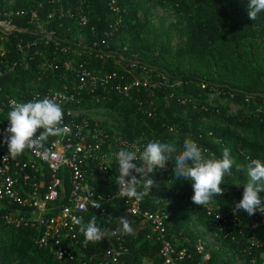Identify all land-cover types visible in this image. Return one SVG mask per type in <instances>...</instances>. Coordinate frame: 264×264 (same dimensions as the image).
Listing matches in <instances>:
<instances>
[{"label": "trees", "instance_id": "trees-1", "mask_svg": "<svg viewBox=\"0 0 264 264\" xmlns=\"http://www.w3.org/2000/svg\"><path fill=\"white\" fill-rule=\"evenodd\" d=\"M107 3L108 0L18 1L10 10L35 11L44 31L52 36L46 39L37 35L26 18L13 21L14 26L25 32L7 36L0 33V108L6 98H27L34 91L57 90L68 85L74 73L64 69L67 62L91 73H116L122 76L121 84L149 75L152 81L160 82L158 88L140 90L129 99L108 87L97 88L91 93H81L79 103L71 107L118 114L123 141L138 140L140 148L155 140H176L182 144L185 137L215 158H222L227 148L235 163L234 175L226 176L221 185L223 196L215 197L203 208L193 204L191 183L175 181L174 165L169 162L168 171L150 174L158 187L139 201L140 207L151 213L170 214L167 237L176 250L191 253L193 262L198 259L192 249L198 239L209 254L208 264H234V259L244 264L256 261L260 254L264 255V247L248 248L252 232L246 227L259 222L264 215L257 211L249 216L243 210L234 215L233 209L243 198L248 163L251 159L264 161V12L255 21L249 19V0H157L159 6L170 7L184 22L186 39L184 47L174 52L166 46L153 51L143 37L146 22L137 16L139 3L115 0L118 10L115 13L108 9ZM76 9L86 19L84 26L69 17ZM6 10L0 2V12ZM48 13H53L50 19ZM77 35L83 37V43L75 41ZM19 41L32 46L20 53L16 49ZM160 77L166 85L161 84ZM200 85L205 87L200 89ZM213 91L237 105L234 115L227 114L226 104L210 103L208 96ZM188 99L194 104L180 103ZM3 113L7 110L3 109ZM208 122L223 123L226 127L216 128ZM237 164L241 166L239 172L235 171ZM114 169L104 179L93 181L94 191L105 195L115 189L118 168ZM259 195L264 201V192ZM205 207L211 208L209 216ZM226 213L236 218L238 228L229 225L221 228L222 222L214 215ZM94 215L97 226L107 232L115 231V236L109 234L100 243L85 246L84 236L75 225L79 260L94 264L107 248L121 245L126 252L121 254L118 264H162L158 242L146 238L147 226H142L139 219L129 218L120 199L113 200L103 213L88 210L82 216L84 223ZM121 216L131 221L135 232L116 233ZM213 232L215 242H219L217 247L204 241ZM36 234L29 228L1 226L0 264H80L77 259L58 261L45 249L38 248L34 244ZM255 234L264 235V227Z\"/></svg>", "mask_w": 264, "mask_h": 264}, {"label": "built area", "instance_id": "built-area-1", "mask_svg": "<svg viewBox=\"0 0 264 264\" xmlns=\"http://www.w3.org/2000/svg\"><path fill=\"white\" fill-rule=\"evenodd\" d=\"M108 9L117 12L115 0H108ZM53 13L47 14L50 19ZM74 18L78 25L84 26L86 19L84 15L75 10L69 14ZM15 18H26L27 24L34 27V30L47 35L46 39L52 36L51 32L44 31L40 19L35 11L25 12L23 10H6L0 12V26L12 27ZM29 43L19 41L16 45L20 53L28 49ZM121 59V57H120ZM12 67H9L10 71ZM65 70L74 73L68 85H63L61 89H48L44 92L34 91L29 97L15 99L6 98L0 108V227L29 228L37 232L34 244L38 248L45 249L49 255L58 261L73 262L79 260V252L76 246L74 235V218L82 217L88 210L105 212L107 206L115 200L120 199L125 214L131 218L139 219L141 225H146L148 229L147 239L154 238L159 244V257L162 264H208L209 254L205 250L204 243L198 239L194 243L193 253L198 256L197 261L193 262L192 254L185 249L176 250L170 238L167 237L166 223L170 214L168 212L151 213L140 207V202L128 201L118 193V186L108 194H100L94 191L93 181L104 179L114 168H118L116 154L121 149L142 151L138 145V140L125 142L122 139L117 141V147L112 149V138L107 129L102 127L96 119L98 110L86 108H73L71 105L79 103L80 94L83 92L91 93L97 88H109L123 98H130L133 93L140 90L158 88L160 82L152 81L149 75L139 79H133L125 84H121L122 76L116 73H91L80 65L72 67L70 62L64 64ZM2 70H0V77ZM161 84L166 85L163 77H160ZM176 83L175 86H178ZM205 85H200L203 89ZM60 93L58 102L62 104L63 121L62 127L67 126L69 132L60 137L49 138L46 145L51 150V158H45L42 153L26 151L16 159H10L6 163L3 157L8 155L7 145L3 143L4 130L10 126L8 113L11 111L9 101L12 99L17 102H28L33 98L51 97L55 93ZM214 92V91H213ZM171 96V95H170ZM231 97V96H230ZM188 102L194 104L193 100H182L181 104ZM3 109L7 113H3ZM150 112L147 113L149 117ZM210 135V133L208 134ZM38 137L39 134H36ZM135 145V149L132 146ZM140 166L139 161H134ZM162 172L165 169H156ZM133 175H137L133 173ZM137 178L140 177L137 175ZM170 183V182H169ZM244 190V189H243ZM93 201L101 203L100 208L93 206ZM206 214H211V208L205 207ZM219 217V219H218ZM215 219L225 225L239 227L235 217L229 213L214 215ZM264 227V218L259 222H254L246 228L252 232L249 238V249L264 247V235L255 234L256 230ZM227 230H229L227 228ZM110 236H115V231H109ZM213 238L210 242L215 247L219 242H215L216 234H208ZM116 238V237H115ZM118 241V238H116ZM126 249L121 245L107 248L100 259L94 264H118L119 257L125 253ZM77 257V258H76ZM262 259L263 255H259ZM80 264H90L85 261ZM251 261H255L252 259Z\"/></svg>", "mask_w": 264, "mask_h": 264}, {"label": "clouds", "instance_id": "clouds-1", "mask_svg": "<svg viewBox=\"0 0 264 264\" xmlns=\"http://www.w3.org/2000/svg\"><path fill=\"white\" fill-rule=\"evenodd\" d=\"M264 12V0H249L248 17L255 21L258 14ZM60 93L51 97L33 98L28 102L9 101L11 111L8 113L10 126L4 130L3 143L7 145L8 155L3 157L6 163L10 159H16L26 151L34 153L43 149L42 155L51 158V150L46 147L49 138H62L69 132L67 126H61L63 121L62 104L58 102ZM36 136L37 130H41ZM135 149V145L132 146ZM207 149L202 148L190 137H185L182 144L176 140L161 142L151 141L139 151L121 149L116 154L118 161V176L116 184L118 193L128 201L139 202L151 195V191L158 185L152 179V173L156 169H165L171 162L175 181L190 182L193 195V204L209 205L215 197L224 194L221 186L226 176H233L234 160L227 148L223 150L222 158L214 155H206ZM134 161H139L137 166ZM241 170L240 165H235V171ZM140 178H137V175ZM248 182L243 187V198L235 204L234 215L243 210L249 216L257 211L264 215V201L260 193L264 192V161L251 159L247 165ZM95 208H100L101 203L93 201ZM219 219V217H218ZM74 223L79 226V232L84 236V244H97L106 239L109 233L97 226L96 216H92L88 223H84L82 217L74 218ZM119 227L116 233L129 235L133 232L131 221L126 217H119Z\"/></svg>", "mask_w": 264, "mask_h": 264}, {"label": "rangeland", "instance_id": "rangeland-1", "mask_svg": "<svg viewBox=\"0 0 264 264\" xmlns=\"http://www.w3.org/2000/svg\"><path fill=\"white\" fill-rule=\"evenodd\" d=\"M18 1L29 0H0L2 7L7 10L12 9ZM134 1L140 5V8L137 11V16L146 22L143 37L150 50L156 51L161 46H166L171 52H174L184 47L186 39L184 22L170 9V7L159 6L157 4V0ZM75 41L81 44L83 43V37L81 35H77L75 36ZM208 98L210 103L215 101L218 105L226 104L227 114L229 115H234L238 109L237 105L231 101L219 97V94L216 91L212 92ZM95 115L100 125L108 130L109 135L112 138V149L114 150L117 147V144L115 143L120 140V117L118 114L109 112L107 110H98V113ZM208 124L220 129L226 127V125L223 123L208 122ZM229 129L233 130L232 127H229ZM133 232H135V230H133ZM261 235L263 234H260L259 236ZM204 241L207 244L214 245L210 243L213 241V238L209 235L205 236ZM227 257L228 254H225L224 258ZM234 264L244 263L240 259H234ZM250 264H264V255L262 259L259 258L256 261H250Z\"/></svg>", "mask_w": 264, "mask_h": 264}, {"label": "water", "instance_id": "water-1", "mask_svg": "<svg viewBox=\"0 0 264 264\" xmlns=\"http://www.w3.org/2000/svg\"><path fill=\"white\" fill-rule=\"evenodd\" d=\"M13 32H17V33H22V32H25V31H23V30H21V29H18L16 26H12V27H2V26H0V33L2 34V35H5V36H7V35H10L11 33H13ZM37 35H40V36H43V37H47V35L46 34H44V33H41V32H35Z\"/></svg>", "mask_w": 264, "mask_h": 264}]
</instances>
